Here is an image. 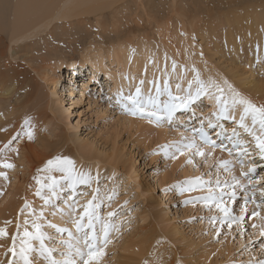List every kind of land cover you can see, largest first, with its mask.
Listing matches in <instances>:
<instances>
[{
    "label": "bare ground",
    "instance_id": "bare-ground-1",
    "mask_svg": "<svg viewBox=\"0 0 264 264\" xmlns=\"http://www.w3.org/2000/svg\"><path fill=\"white\" fill-rule=\"evenodd\" d=\"M128 1H130V0H10V3H9L10 5L8 4L9 0H1L0 1V142L2 140H10L9 138H11V136L17 135L19 133H23V131H26L25 134H23L25 136V137L23 136L25 147H23V148L21 147V148L22 149L26 148L24 150L27 151L26 161L24 162V169L27 170V176L28 177H27V179L22 177V183L25 185H29L31 188L33 186L36 187V185H39V184L41 185L43 182L42 181L43 177L40 176V173L44 169H50V168H46L47 161L61 156V154L52 153L53 151L51 150L50 143L48 142L50 140L46 139V137L44 135H42V132H43L42 128L44 125H46L45 124L46 120L51 118L52 120H50V121L54 120L53 122H55V120H56L55 116L58 115V117H62L63 115H65L67 113V110L65 109L66 105H67L66 103L72 104L71 100H67L66 97L73 95L76 92V90H78L79 86L81 88L82 87L85 88V90H86V88L87 87L90 88L93 83H95V82L98 83V80H99L98 77L100 74H102L105 78L104 82H106L107 90L109 91V93L113 97H115L116 101H118V97L129 96V90L134 85H135L136 89H137V87H140V90H141L140 94L142 95L144 100L147 101L150 96L155 95V94L157 95V87H159V89H160L161 87L165 86V82H167V85L172 84L173 85V87H172L173 92L172 91L171 92H172L174 97L170 96V95L165 96L164 97V103L162 104L161 109H163V106L165 103L171 102V98H177L178 97L179 99L175 100V103H182L183 102V103L187 104V107H182V108L177 109L173 113L171 118L174 117L173 120H175V122L180 123L179 120H181V122H182L183 121L182 119L184 117V122L185 121L188 122L186 124L187 132H182V131H180V128H179V130H178V128H176V130H175L176 132L172 136L176 140H180V141L185 140L187 143V146L189 148L193 149L191 151H188L189 153H192L193 156L197 155L200 159L205 157L208 161H214V159L216 161L221 160V161H219V163L222 165L224 171L226 172V175H228V177L230 179H234V178H235V180L237 179L236 182L238 184H241V181H239V178L237 177V175H240L241 169L243 168V169H247V170L248 169L256 170V168H252V167H254L256 165L257 166L261 165L263 159L261 158V153H260L259 149H257V147H256V139L254 138V136L250 135L247 131H245V129L243 127H239L240 117L243 114L242 106L236 105L235 107H233L232 103H231L233 98H230L228 96V93L230 91H232L234 94L238 93L240 97H243V98L251 101V103L256 105L257 107H264V80L261 78H258V77L256 78L255 76H253L254 75L253 73L249 74V73H246L244 71H239V69L237 72H234L232 74L226 73V75L221 74L222 76H220L219 71L224 72L225 68L223 70L221 68H219V70H217L219 72L218 77H216V75L214 76V78L216 77L215 79H218V80H216L217 81L216 83H218V84H216L213 80H210V79H213V78H211L212 74L214 72L216 73V71L214 70L216 68L213 69V66L215 64L212 60L211 61L214 64L211 66L213 73H212V70L210 69V67L208 66L209 63L207 66L205 65L207 68H209L211 70L212 74H209L210 72H208V74L211 77L209 76V78H208L207 74H206L207 72H206L203 74V77L206 75L205 77H207V79H204L203 77L198 78L199 71H198L197 75L195 74L197 72H195V73H194V71L188 72L187 69H188V67H191L190 64H187V65H189L187 67V69L183 64H181L184 61V59H187V57L183 58V61L181 62L180 60H182V58L180 59L178 56V53L180 51L179 47H178V49L176 48L177 49L176 50L175 48H173V45L170 46L169 42H170V40H171V42L174 41V38L171 36V31L172 32L175 31V33L181 32V34H182L181 36L183 37V39L185 38V35L183 36L184 33H186L187 36L190 37V39H191V36L194 37V35H195V36L201 37L202 39H205L207 41V43L210 44L211 47L215 48V50L217 48V50L221 49L223 52H225V53L227 52L228 56L226 55V58L227 57L234 58V56H237L236 54H238L237 52L239 50H241V52H243V50H244L245 54L247 53L246 54L247 56H244V58L247 57V63L249 65H251L248 67L251 68L252 66H254L253 64H258V66L259 65L263 66L262 63L264 60V0H258L259 3L257 2V0H132L131 5H128ZM8 8H10L9 12L11 13V16H10V18H7V20H6L5 15L8 12L5 13V10L8 11ZM120 12H122L123 18L125 16H127L125 18L127 20L129 19V22L127 21L128 27L126 30V32L129 34V36L127 37V39H125L124 37L123 38L120 37V38H116L115 40L114 39L109 40L108 41L109 46L105 47L104 46L105 45L104 40L106 37L110 38L111 36H109V35H111L112 33L114 35L116 34V36H117V34H119V36H120V32L122 31L121 23H119L120 18H118V15L120 14ZM122 14H120V15L122 16ZM140 16H142L144 18H150V19L151 18H158V19H160L159 21L164 23L162 25V23L159 22V24H161L162 27L159 29L158 33L156 31V34H157L156 39H155V37L154 38H145V39H142L140 41L138 40L137 42L134 41L135 38L130 39V35H132L133 32L139 31L135 26H133L132 23L137 22L136 19L140 18ZM107 17L112 19L111 23H107V21L110 20V19H107ZM129 17H131V18L134 17L135 20H133V18L131 19ZM187 17H188L187 20L189 22L184 24L185 23L184 19ZM91 20H93L92 24H90ZM139 22L142 23L141 21H139ZM154 23H155V21H154ZM156 23H158V20L156 21ZM91 26L94 27V32L96 34H99L98 28H100V30H101L103 27V29L105 28V30H106V31L103 30L104 33H101L102 35L104 34V36H105V37L103 36V38H101L102 36H101V34H99L100 37L95 41L93 39H91L92 41L88 39L89 44H93L94 42L100 43V41L103 40L102 41L103 45H97V46H100L101 48L97 47L96 49H92L91 52L80 53V60L77 63L75 61L69 62L68 60H66V58H67L66 56L68 54L72 55L73 52H75V50L78 49L79 44L77 42L84 41V39L86 37L88 38L90 31L91 32L93 31L91 29L89 30V28H91ZM124 26L126 27V25H124ZM156 30H157V28H156ZM182 32H184V33H182ZM122 33H123V31H122ZM2 34L8 35L7 39H5ZM190 34H193V35H190ZM160 35L164 36L165 38L163 37V39H162V37H160ZM176 36L179 37L180 35L176 34L175 37ZM178 37L176 39H178V40L181 39V37L180 38H178ZM196 38L197 37H195L194 40H196ZM194 40H192V41L194 42ZM189 41L190 40L188 39V42ZM175 42H176V40H175ZM181 42L179 41L180 45H181ZM185 42H187V41H185ZM60 43H63V44L65 43L66 45L65 46L59 45ZM74 43H76V44H74ZM205 46H206V44H205ZM186 47H184V49ZM207 47H208V45H207ZM207 47L206 48L204 47V48L207 49ZM194 48H195V46H194ZM204 48H200V50L204 49ZM184 49H181V50H184ZM208 49H209V47H208ZM197 50L200 51L199 49H197ZM185 51L186 50H184L183 52L182 51H180V52H182V54H183ZM209 52L210 51H207V53H209ZM212 53H213V50H212ZM214 53H217V52H214ZM217 54H214V55H217ZM232 54H234V55H232ZM210 55H211V53H210ZM239 55H241V53ZM190 56L191 55H189V57ZM221 56H223L225 58V56L223 54ZM191 57H192L191 59H193V56H191ZM212 57H210V58L212 59ZM210 58H209V60H210ZM240 58H241V56H240ZM240 58H239V60H240ZM235 60L238 61V59H235ZM198 61H199V59H198ZM203 61H205V60H203ZM106 62H107V64H106ZM191 62H193V61H190V63ZM194 62L197 63V65L199 63V62H196V59ZM185 63H187V62H185ZM193 63H191V64H193ZM228 64H229V62H228ZM230 65H228V66H230ZM246 65L247 64H245V66ZM76 66H79V67L75 68ZM198 67H199V65L197 66V68ZM195 68H196V66H195ZM199 68L201 70L202 67H199ZM231 68H233V67H231ZM64 69H71V70L74 69V73L66 71L65 72L66 76L62 75L61 73ZM192 69L194 70V66ZM252 69H253V67H252ZM79 70H83V71L87 72V75L89 73V76L85 80H82L81 73L79 72ZM204 70H202L200 72L202 73ZM195 71H197V70H195ZM225 72H228V70H226ZM137 74H138V78H136ZM227 74L228 75L231 74V75L228 76ZM199 75H202V74H199ZM197 80H199L200 84H203V85L205 84L204 90L200 93V95L198 97H197V92L200 89V85L197 83ZM141 81H143V83H141ZM207 81L210 82V85H212L211 87H213V86L214 87L213 88H207L206 86H208V84H209L208 83L206 85ZM190 85H191V87H190ZM210 85L208 87H210ZM61 86L63 89L62 92H64V93L60 92ZM215 86L216 87L218 86V87L215 88ZM229 86H231V87H229ZM83 88H82V90H83ZM172 88H171V90H172ZM56 89H58L59 93L56 91ZM220 89H222L223 91L221 92ZM83 95L84 94L82 92L80 97L82 98ZM202 96L205 99L204 100L205 105H201V103H199V104L196 103V102H200V99ZM62 97H64V98H62ZM191 97H196V98L194 100H192ZM217 97H221L222 101H227L228 107H227V111L225 112V116L227 118L221 117L219 115L221 109L224 107V104L218 103ZM125 101L126 100L121 99L120 102L122 103ZM192 104H194V105H192ZM191 108H192V111L190 112V115L188 114V112L185 113V115L183 117H181L180 114H178L179 111L184 112L183 109L189 111ZM197 108H200L201 111L203 110L208 114L207 118L202 119L203 123H205L204 124L205 126L208 127L209 126L208 123H210V122L212 123L213 121L215 122L216 120L217 121L220 120L221 122H223V124H220L219 126H215V128L213 129V132H214L213 134L206 133L203 137L205 143L207 145H209L211 148L201 146L197 141H195L196 137H194L192 135V130L195 129L194 131L197 132L198 131L197 125H198V123H200V120H194V118L193 119L191 118V116H194V114L196 113L195 111H197V113H199L200 110H198ZM147 110L151 111L150 108ZM30 112L33 113L32 117H28V113H30ZM163 114H165L164 116L167 117V113H164V112L158 113V115H162L161 116L162 118L164 117ZM26 121H27V123H25ZM229 121H231V122H229ZM231 123H233L234 125ZM244 123L247 125V127L249 129H251L255 133L256 136L261 135V130H260L258 124L256 125L255 128H253L252 119L250 116L246 117V119L244 120ZM116 124H118V123H116ZM138 124H139V122H138ZM141 124L144 125L143 123H141ZM55 125L57 127V124H55ZM130 125H132V124H130ZM211 126H209L208 128H210ZM122 127H124V126H122ZM126 127L128 128L129 126L127 125ZM140 127H142V126H140ZM140 127L138 128L139 130H140ZM163 127H164V125H162V128ZM207 127H203V128L207 129ZM234 127L236 128V131L234 129H232ZM57 128H60V127H57ZM218 130H219V133H218ZM158 131L163 135V138H164V136L169 135L167 133V131L165 132V130H164V132H163V130H158ZM228 131L230 134H226V132H228ZM29 133H31V138H29ZM160 133H159L160 137H159L158 133H157V136L162 139V136ZM147 134H149V133L147 132ZM231 134H235L236 138H240V145H241V147H239V149L241 148V150H239L236 142H234L232 144L233 145L232 146L233 151H236L238 149L239 151H244L246 154H248L249 157L246 158V160H245L246 162H248V164L242 163L240 165V167H238L236 165L237 162H235L233 160V158H231L230 155L229 156L226 155L227 154L226 148H223V150L219 149V146L221 145L219 142V139H222V140L225 139L224 141L231 140V138H233V135H231ZM229 135H231V137L228 138L227 136H229ZM141 137H142V135H141ZM144 137H145V139L147 138V136H145V135L143 136V138ZM169 138H172V137L170 136ZM76 139L77 138H75V139L73 138V140H75V141H76ZM145 139H144V141H145ZM164 139H166V137ZM70 140H71V138H70ZM73 140H71V141H73ZM163 140H161V141H163ZM77 141H78V143L80 142L79 139H77ZM206 141H210L211 143H208ZM67 142H68V140H67ZM157 142H158V140H157ZM59 143H60V141H59ZM75 143H77V142H75ZM64 144L66 145L65 142H64ZM77 144H74V145H77ZM195 144H197V146ZM57 145H59V144H57ZM81 145L86 147L85 144H81ZM213 148H215V149H213ZM19 151H21V150H19ZM120 151L121 150L119 149V151H118L119 153H117V155L114 156L115 157L114 159L115 160L117 159V162L119 164H122L128 168H132L133 166H132L130 159L128 157L127 158L124 157V159H123V154ZM75 152L76 151H73V154ZM183 152H185V151H183ZM188 152L185 154H188ZM198 152H202L203 155L197 154ZM184 155H181L180 160H179L180 163H182V157H184ZM103 156H105V155H103ZM109 156L110 155H107V157H109ZM111 156H113V154H111ZM76 157H77V155H76ZM194 157H196V156H194ZM72 158H73V156H72ZM190 158L191 157H189V161L186 160L188 163L190 161L192 162V160ZM256 158H258V160L254 161V159H256ZM98 159H100V158H98ZM100 161L101 160H99V162ZM75 163H76V161H75ZM254 163H257V164H254ZM109 164H111V163H109ZM174 167L176 168L175 165H174ZM174 167H172V169L169 168L170 172H171V170H173ZM112 168H114V167H112ZM96 170H97V167H96ZM81 171H83V170H81ZM253 172H255V171H253ZM61 173L63 174V173H65V171H61L60 166H58L56 169L49 171V174L51 176H53V178L59 177V175ZM54 174H56L58 176L55 177ZM171 174H173V173H171ZM247 174L250 175V172H247ZM262 176H264V173L262 174ZM63 177H64V175H63ZM149 177H150V175L146 176L147 181L144 184L143 183L141 184L138 182H136V183L133 182V185L136 188H139L145 192L152 194L156 188H154L155 184H152L151 179H149ZM169 177H171V176H169ZM173 177H174V175H172V178ZM53 178H51V179H53ZM87 178H88V176H87ZM11 179H13V178H11ZM170 179L171 178H169V180ZM37 180H39L40 183H37ZM67 180H69V179H67ZM171 180H174V179H171ZM80 181H81V178H80ZM89 181H91V180H89ZM160 182H162V180ZM163 182H162V184L165 183V182L164 183ZM72 183H73V181H72ZM263 183H264V179L261 180L260 183L257 184V182H256L255 184L261 187L263 185ZM83 184H85V183L83 182ZM10 187H13V186L10 185ZM5 189H8V188H5ZM28 190L29 189H25V191L23 192L24 194L21 195V197L23 199L18 200V202L20 203V205L18 207H15L16 205H12L9 203L10 205L8 204V209L0 210V229H4L5 233H6V235L0 237V255L3 254L5 252V250H7V251H9L8 255L11 256V254L15 251V250H13L14 247L16 250H18L17 246H19L20 242L17 241L16 237L19 238V236H17L14 231H15V228H18L19 220L21 221V219H18V218H20L19 214L22 212L21 211L22 203L23 202L32 203V201H33V200L31 201V200L26 199V197H28L26 195L28 193ZM257 191L260 192V195L264 194V191H261L259 189ZM9 193H7V194H9ZM137 193H138V191H137ZM245 193H247V192L245 191ZM32 194L34 195V192H32ZM32 194L29 195L31 198H32ZM70 196H71V194H70ZM255 196L256 195H254V197H253V195H251L252 199L249 200V202H252L253 205L256 204L255 202L258 200V198H256ZM1 200H2V198H1ZM13 200H14V198H13ZM151 200L154 201L155 199L152 198ZM6 201L8 202V200H6ZM149 201H150V199H149ZM154 203L157 204L156 202H154ZM67 204H69L68 200H67ZM252 204L249 203V205H251L253 207ZM85 205L86 204H83L82 207H84ZM119 205H120V203H119ZM0 206H4L6 208V206L3 205V203H0ZM263 206L264 205H262L261 206L262 208L260 207L261 210L259 209L260 211L258 213H256L255 222L253 221L259 229L264 228V208H263ZM24 207H25V205H24ZM62 208L66 209V205H64ZM85 208H83V210L81 211V215L79 217L80 219L75 221L72 224V228H70L71 229L70 235L73 236V230H76V232H78V234H77V236L79 235L78 238L76 240L75 239L73 240V242L76 244V248L74 247L75 248V254L80 260L83 259L84 264H85V261L88 260V253L85 250V246H87L88 242H87V238H86L87 237V230L85 227H83L84 223L80 224L81 220L84 219V221H85V219H86V223H85L86 226H87V222L90 218L95 223H98V226L96 229L97 234H98V238H99L98 239L99 241L97 243V253L100 252V248L103 246V244H102L103 239L105 238L106 235H108V225L106 224L107 225V231H106V227H105V225L103 226V224L101 223V220L99 218V214H97L95 212L94 207L93 208L90 207L88 209L87 214L83 213V211H85ZM29 210H30V208H29ZM27 211H28V209H27ZM27 211H26V213L28 214L29 211L28 212ZM32 211L35 213L34 210H32ZM32 211L30 213H32ZM38 211H42V210H38ZM38 211L36 212V214L38 213ZM66 211H67V209H66ZM24 213L22 215H24ZM153 213H155V212L153 211ZM36 214H34V215H36ZM30 215L31 214L27 215V217L28 216L30 217ZM159 215H161V214L159 213ZM32 216H33V214H32ZM39 216H42V213H40ZM25 218H26V215H25ZM50 218L54 221H60L59 219H61L57 214H51ZM153 218H155V217L153 216ZM26 219L29 220V218H26ZM37 219L33 218V221H36ZM23 220H24V218H23ZM30 220H31V218H30ZM39 220H40V217H39ZM160 220H162V218ZM41 221L43 222L44 220H40V222ZM42 222H41V224H39V226L42 225ZM64 222H66V221H64ZM165 222L163 221L162 223L165 224ZM77 223L80 224L79 230L77 228ZM148 223H149V221H148ZM171 223L172 222H170V224ZM2 224H4L3 227H2ZM21 224H22V222H21ZM28 224L31 225V224H33V222L32 223L29 222ZM163 224H161V225H163ZM167 224H165V225H167ZM170 224H168V225H170ZM61 225H62L61 223H56L55 228L58 231L62 230ZM154 225H155V223H154ZM21 226L24 227L23 224ZM171 226H173V225H171ZM29 227L33 228L35 226L31 225ZM42 227H43V225H42ZM173 227L171 228L172 230L171 229L169 231L167 230V233H164L165 235L161 234V238L158 237L157 239L155 238V235H153V232L148 230L150 228L143 230V232H142L144 234L143 236H141L142 233H140V232H137L134 234H132V232H131L127 236L125 235L126 237L124 236L125 238L122 239V243H121L122 247H123V249L133 251L136 247L138 248V245H139L137 242V238H141L140 244L142 243L143 245H145L148 252H150L153 255L154 253H152L150 251V249L153 247V245H159V243L163 242L160 247L159 246L157 247L156 251L158 253H161L162 251L169 253L171 258L173 257L174 252L175 253H177L178 251L182 252L183 250L185 251L186 248H188V250L191 251L193 248L197 247L196 243L188 240V238H186L185 236H183L181 234V232H179L180 229L178 230L175 228V226H173ZM44 228H45V225H44ZM159 228H160V225H159ZM20 229L21 228H19V232H20ZM28 230H30V229H28ZM31 230H34L31 233L36 232V230L34 228ZM40 230H41V228H40ZM22 231H23V233L25 232L24 230H22ZM80 231H81V233H82V231H84L83 236H82V239H83L82 241L81 240L79 241V237L81 235V234H79ZM14 233H15L16 237L14 236ZM36 233H38V232H36ZM21 234L22 233H20L19 235H21ZM113 236H114V233L112 230V237ZM13 237H15V241L13 240ZM21 237H22V235H21ZM21 237H20L19 241L21 240ZM23 238H24V235H23ZM83 242H86V245L82 249L81 244ZM69 243H70V241H69ZM178 243H179L180 247L176 248V244H178ZM182 244H183V247H181ZM165 246H166V248H164ZM198 247H200V246H198ZM63 248H65V247H63ZM10 249L12 251H10ZM107 249H110V248H107ZM139 253H141L140 250H139ZM138 254H136V255H138ZM8 255H7V257H8ZM203 255L206 256L205 253ZM139 256L141 257V255H139ZM139 256L137 258H140ZM65 258L66 257H64L63 259L65 260ZM137 258H136V260H137ZM210 258H211V256H210ZM67 259H69V258H67ZM167 259H165L164 261L167 262L166 261ZM214 259L218 260L217 257H214ZM69 260H71V259H69ZM69 260H68V262H69ZM124 260L125 259H123L122 261H124ZM130 260L133 261V259H130ZM215 260L213 262H215ZM49 261L51 264H52V261H54V257L52 255L50 256ZM101 261H103V260H102L101 256L99 255L98 260H93L91 262V264H101ZM162 261H163V259H162ZM139 262H140V260H139ZM213 262L210 261L209 259H204V261H200L196 257V255H193L191 257L190 264H215ZM0 263L6 264V262L4 260H2L1 258H0ZM125 263H126V261H125ZM38 264H42V262L38 261ZM163 264H165V263H163Z\"/></svg>",
    "mask_w": 264,
    "mask_h": 264
},
{
    "label": "rangeland",
    "instance_id": "rangeland-1",
    "mask_svg": "<svg viewBox=\"0 0 264 264\" xmlns=\"http://www.w3.org/2000/svg\"><path fill=\"white\" fill-rule=\"evenodd\" d=\"M257 2L259 3L258 0ZM9 3H10V0L8 4ZM131 3H132V0L128 1V5H131ZM9 10L10 8H8V11L5 10V13L8 12L5 15L6 20L7 18H10L11 16V13L9 12ZM120 14H122V12H120ZM120 14L118 15V18H120L119 23H121L123 33L121 31L120 36L119 34H117V36L116 34L114 35L113 33L111 35L108 34L111 37L105 38L104 40L105 47L109 46V42H108L109 40H112V39L115 40L116 38H120V37L121 38L124 37L125 39H127V37L129 36V34L126 32L129 19L127 20L125 18L127 16L123 18V14L122 16ZM132 18L133 20H135L134 17ZM107 19H110L107 21V23L112 22L111 18L107 17ZM187 19L188 17L184 19L185 20L184 24L189 22ZM138 20L141 21L142 23H140ZM157 20H158V23H156ZM159 20L160 19L158 18L150 19V18H144L140 16V18L136 19L137 22L132 23L133 26H135L139 31L133 32L132 35H130V39L135 38L136 40L134 39V41L136 42L138 40L140 41L145 38L155 37L156 39L157 38L156 31L158 33L159 29L164 24L163 22ZM92 21L93 20H91L90 24L93 23ZM159 22L162 23V25L159 24ZM124 25H126V27ZM90 29L93 30L92 31L93 33L90 31L88 38L86 37L84 41L77 42L79 44L78 45L79 50L78 49L75 50V52H73L72 55L68 54L66 56L67 57L66 60H68L69 62L75 61L77 63L80 60V53L91 52L92 49H96L97 47L101 48L100 46H97V45H103V42H102L103 40L100 41V43L94 42L93 44H89V40L91 39H93L94 41L97 40L100 37L99 34L104 33V31H106L105 28L103 29L102 27L101 30L100 28H98L99 34H96L94 32L93 26H91L89 30ZM176 34L180 36L175 37ZM181 35H182L181 32L175 33V31L173 32L171 31V36L174 38V41L171 42L170 40L169 42L170 46L173 45V48L175 49L176 48L178 49L179 47V50L182 52L184 50L186 51L188 50L187 52L186 51L184 52L185 54L184 53L182 54V52L178 50L179 51L178 56L180 59L182 58V60H180L181 62L183 61V58L187 57V59H184V61L181 64H183L186 67V69L189 66L187 64H190L191 67H188L187 69L188 72L194 71V73L197 72L195 73L197 75L199 71V74H202V75L198 74V78L203 77V74L206 72H207L206 73L207 77L209 78L210 76L209 74L213 73L211 66L215 64L213 66V69L216 68L214 69L216 73L214 72L215 74L213 73L212 77L210 76L211 78H213L210 80H213L215 83L217 82L216 80H218L215 78L218 77L219 72H220L219 75L222 76V75H226V73L232 74L234 72H237L238 69L239 71H244L249 74L253 73L254 75L253 74L252 75L255 76L256 78L258 77L264 80V77H263L264 76V60L262 63L263 66L261 65L258 66V64H253L254 66H252L253 67L252 69V67L251 68L248 67L251 65L247 63V57L244 58V56H247L246 55L247 53L245 54L244 50L243 52L239 50L237 52L238 54H236L237 56H234V58H231V57L226 58V55L228 56L227 52L226 54L221 49L217 50V48L215 50V48L211 47L210 44L207 43L205 39H202L201 37H198L195 35L194 37L191 36V39H190V37L187 36L186 33L183 34V36L185 35L186 39L185 38L183 39ZM190 35H193V34H190ZM3 36L5 39H7L8 35L4 34ZM101 36H102L101 38H103L104 34L103 35L101 34ZM160 37H162L163 39L164 36L160 35ZM177 37L178 38L181 37L182 40L176 39ZM195 37H197L196 40H194ZM188 39L190 40L189 42H188ZM175 40L177 43L175 42ZM192 40H194V42ZM179 41L180 42L182 41L181 45ZM204 43L206 44V46ZM59 45L65 46L66 44L60 43ZM194 46L196 49L194 48ZM203 46L205 48L207 47L208 50L205 49ZM184 47L186 48L184 49ZM200 48H204V49L200 50ZM181 49H184V50H181ZM197 49H199L200 51H198ZM212 50H213V53H212ZM207 51H210V52L207 53ZM214 52H217L218 54ZM239 52L241 53V55H239L240 54ZM214 54H217V55H214ZM222 54L225 56L226 59L223 56H221ZM189 55L193 56V59H191L192 57L191 56L189 57ZM210 57H212V59ZM195 59H196V62H199L198 63L199 67H202L201 70L199 67H198L199 69L197 68L198 65L197 63L194 62ZM235 59H238V61ZM211 60L214 62V64ZM190 61H193L194 63L193 62L191 63H193L194 65L191 64ZM245 64L247 65L245 66ZM205 65L206 66L208 65L210 67V69L212 70V73H211V70L207 68ZM193 66H194V70L192 69ZM195 66L197 69L195 68ZM78 67L79 66H76L75 68H78ZM219 68H221L222 70L224 68L225 69L227 68L226 70H228V72H225L226 71L225 69H224L225 73L223 71L218 72L217 70H219ZM74 69L72 70L64 69L61 74L65 75L66 71L74 73ZM202 70H204L205 72L203 71L201 73L200 71ZM79 72L81 73L82 80H85L89 76V73L87 75V72L83 70H79ZM208 72L210 73L208 74ZM215 75L216 77L214 78ZM205 76L203 78L207 79V77ZM98 78H99L98 83L96 82L93 83L90 88L87 87L85 90V88L82 87L83 88L82 90V88L79 86L78 90H76V92L73 95L66 97V99L71 100V103H72V104L66 103L67 105L65 109L67 110V113L63 115L62 117H58V115L55 116L56 118L55 122H53L54 120L50 121L52 120L51 118L47 120L45 119L46 125H44L42 128V131H43L42 135H44L46 139L50 140V141L48 140L47 141L50 143V146H51L50 148L53 151L52 153L61 154V156L59 157L68 158L69 160L73 162L71 166L73 167L71 177L65 171V173L63 174L61 173L59 177L53 178V176L49 174V171L56 169L58 167V166H53L50 169H44L40 173V176L43 177L42 184L41 185L39 184L40 186L36 185V187L33 186L31 188L29 185H25L22 183V177L26 179L28 177L27 170L24 169V162L26 161L27 151L24 150L26 148L22 149L23 147H25V144H24L25 136L23 134H25L26 131H23V133H19L17 135L11 136V138H9L10 140H2L0 142L1 144L0 145L1 146L0 147V164L10 163L13 165L12 168L0 167V173H4L5 176L7 177L5 179V176H0V179H1L0 180V197L2 198V200L0 198V201H1L0 203H3V205L6 206V208L4 206H0V210L8 209L9 203L12 205H16L15 207H18L20 205L18 200L23 199L21 195L24 194L23 192L25 191V189H29L28 193L26 194L29 198L26 197V199L31 200V201L33 200L32 203H28V202L22 203V209H21L22 212L19 214L20 218H18V219H21V221L19 220V223H18L19 225L17 224L18 228H15V231H14L16 235L19 236V238L16 237L14 233V236L16 237L17 241L20 242L19 246H17L18 250H16L14 247L13 250L15 251L11 254V256L8 255L9 251L5 250V252L0 255V258L4 260L6 264H25V260L21 254V248L25 246V242L27 241L26 242L27 248H29L30 251H26L25 254L27 255L29 264H38V261H41L42 264L44 262H45L44 264H51L49 261V258L51 255L54 257V261L56 260L57 264H65V262L68 261L69 259H71L69 260L70 264L72 263L73 264L75 263L84 264L83 259L80 260L75 254L76 244L73 242V240L74 239L76 240L78 238L79 236V235L77 236L78 232H76V230H73V236H72L70 235V231H71L70 228H72V224L75 221L80 219L79 217L81 215V211L87 205L88 209L90 207L92 208L94 207L95 212L99 214L101 223L103 224V226L105 225L106 231H107V225H108V235H106L105 238L103 239V242H102L103 246L100 248V252H99V253H102L100 256L102 260L104 261V262L101 261V264H105V263L106 264H124L125 261H126L125 264H138V263L139 264H152V263L153 264H161V263L162 264L163 263L165 264H190L191 257L193 255H196V257L200 261H204V259H209L210 261L213 262L215 260L214 257H217L218 260H215V262H213L215 264H264V235H262V232H264V228L259 229L254 223L256 213H258L262 208L261 206L264 205V194L260 195V192L257 191L258 189L261 191H264V183L261 187L255 184L256 182L257 184L260 183L261 180L264 179V176H262V174L264 173V165L261 164L259 166L256 165L252 167V168H256V170H254L255 172L250 173V175L247 174L249 170L242 168L240 175H237V177L239 178V181H241V184H238L236 182L237 179L236 180L235 178L230 179L228 175H226V172L224 171L222 165L219 163V161L221 160L216 161L214 159V161H208L205 157L200 159L197 155H194L197 157L196 158L193 156L192 153L188 152L193 149L187 146V143L185 140L184 141L176 140L172 136L176 132L175 131L176 128H178V130L180 128V131L182 132H187L186 124L188 122L187 121L184 122L183 116L187 112L190 115L192 108L189 111L183 109L184 112L183 111L178 112V114H180V116L183 117L182 122L181 120H179L181 124L179 122H175V120H173L174 117L171 118V120H169L166 116H164L165 114H163L164 117L163 118L161 117V119L158 122H156L155 117L141 118L139 114L137 116H133L129 112L125 111L124 107H122V105H127L128 101L126 100L125 102L118 103V101L115 100V97H113L107 90L106 82H104L105 80L104 76L100 74ZM136 78H138V74L136 75ZM207 84L209 86L210 82L207 81L206 85ZM62 86L60 88V92H62L63 90ZM208 86L206 87L207 88L214 87V86L211 87L212 85H210V87ZM172 87H173L172 84L171 85L168 84L167 92H166L165 86H163L160 88L159 96L155 94V95H152L151 97L155 98L157 102L161 104L160 106L162 107V104L164 103V97L169 96V94L170 96H173ZM217 87L215 86V88ZM56 91L58 92V89H56ZM82 92L84 95L81 98L80 95ZM135 93H136V88L134 85L129 90V95L130 94L134 95ZM228 96L230 98H233L234 93L230 91L228 93ZM204 100L205 99L202 96L200 99V102H196V103L198 104L201 103V105H205ZM197 109L200 110L199 113L200 112L201 113L199 114L197 113V111H195L196 113L194 114V116H191L192 119L194 118V120L202 121L203 118L208 117V114L205 111L203 110L201 111L200 108H197ZM32 114L33 113L31 112L28 113V117H32ZM138 122L140 125L138 124ZM141 123H143L144 125H142ZM55 124H57V127H60V128H57ZM127 125L129 126L128 128L126 127ZM162 125H164L163 128H162ZM139 127H140V130L138 129ZM232 129L236 131L235 127ZM158 130H163V132L165 130V132L167 131L169 135L167 134L168 136H164V138L166 137V139H164L163 135ZM147 132L149 134H147ZM157 133L158 135L159 133L161 134L162 139L159 138L160 135L159 137L157 136ZM140 134L142 135V137ZM144 135L147 136L146 139L145 137L143 138ZM170 136L172 138H169ZM70 138L71 140H73V138L74 139L77 138L80 140V142L78 143L77 139L76 141L75 140L71 141ZM64 142L66 143V145L64 144ZM75 142H77L78 144ZM56 143L59 145H57ZM80 143L85 144L86 147L82 146ZM74 144H77L78 146ZM195 145L197 146V144ZM73 148L74 149L76 148V149L74 150ZM119 149L121 150L120 152L123 154V159L124 157L126 158L128 157L130 159L132 166H133L132 168H128L122 164H119L117 162V159L116 160L114 159L115 158L114 156H116L117 153H119L118 152ZM73 151H76V152L73 154ZM187 152L188 154H185ZM106 154L110 156L107 157ZM111 154H113V156H111ZM181 155H184V157H182V163L179 162ZM189 157H191L190 159L192 160V162L190 161L188 163L186 160L189 161ZM248 157L249 156H247L246 158ZM99 160H101L102 162L101 161L99 162ZM257 160L258 158L254 159V161H257ZM241 164H242L241 162L236 163L238 167H240ZM254 164H257V163H254ZM174 165L176 166V168L174 167ZM96 167L98 171L96 170ZM112 167H114L115 169ZM172 167L174 168L170 172L169 168L172 169ZM148 175H150L149 179H151L152 184H155L154 188L156 189L153 192L154 194L145 192L139 188H136L133 185V182L144 184L147 181L148 177L146 178V176ZM168 175L171 177H169ZM172 175H174L173 178H172ZM54 176L56 177L58 175L54 174ZM50 177L53 179H51ZM79 177L81 178V180L84 179L83 181H85L84 182L85 184H83V182L80 181ZM169 178L174 179V180L170 179L171 180L170 181ZM160 179L162 180V182L165 180L164 181L165 183L163 182L164 184H162V182H160L161 181ZM10 185L13 187H10ZM5 188H8V189H5ZM37 190L40 191V195H37ZM245 191L247 193H245ZM32 192H34V195L32 194ZM30 194H32V198L29 196ZM70 194L72 197L70 196ZM251 195H253V197L254 195H256L255 197L258 198V200L255 202L256 204L254 205L252 204V202H249V200L252 199ZM152 198H154L155 200L154 201L151 200ZM6 200H8V202ZM67 200L69 201V204H67ZM154 202H156L157 204H155ZM26 203L28 205L27 208L24 207ZM217 203L221 204L220 207L226 208L228 210L227 216L224 215V212L220 211V209L217 207ZM249 203L252 204L253 207L249 205ZM83 204H86V205L82 207ZM64 205H66L67 211L66 209L62 208ZM27 209L29 211L28 214L26 213ZM32 210H34L35 213ZM38 210H42V211H38ZM31 211L32 213H30ZM37 211L39 214L38 213L36 214ZM153 211L155 213H153ZM23 213L24 215H22ZM40 213H42V216H39ZM83 213H85V211H83ZM110 213L112 215H109ZM159 213L161 215H159ZM29 214H31L30 217L29 216L27 217V215ZM51 214H57L61 218L59 219L60 221L52 220L50 218ZM25 215H26V218H29V220L25 218ZM153 216L155 218H153ZM32 217L35 219L38 218L36 220L37 222L33 221ZM39 217H40V220H44L43 222L41 221L43 227L42 225H40L41 227L39 226V224H41ZM161 218L162 220H160ZM89 220H91V218ZM163 221L164 222L166 221L165 224H167L168 222H169L168 224H170V222H172L173 224L172 223L170 225L167 224L168 225L167 226L162 223ZM21 222L24 227L21 226L22 225ZM29 222L31 223L33 222V224L31 225L32 226L34 225L36 227V228L35 227L33 228L38 233L36 232L31 233L34 230H31L33 228L29 227L31 226L30 224H28ZM56 223L62 224L61 225L62 230L58 231L55 228ZM82 223H84L83 227L86 228V224H85L86 219L85 221L84 219H82L80 224ZM44 225H45V228H44ZM159 225H160V228H159ZM171 225L175 226V228L178 230L180 229L179 232H181L183 236L188 238V240L196 243L197 247L193 248L191 251H189L188 248H186L185 251L184 250L182 252L178 251L177 253L174 252V255L172 258L170 257L169 253H166L164 251H162L161 253H158L156 251L157 247L158 246L160 247L163 242L159 243V245H153V247L150 249V251L154 253L153 255L150 252H148L145 245H143L142 243L140 244L141 238H137V242L139 245H138V248L136 247L133 251L123 249L122 247V244H121L122 239L125 238L131 232L132 234L137 233V232L142 233L143 230L150 228L148 230L152 231L153 235H155V238L157 239L158 237L161 238V234L165 235L164 233H167V230L169 231L173 227ZM3 226L4 224H2V227ZM19 228H21L20 232H19ZM28 229H30L31 231ZM22 230L28 233L30 232L29 234L32 238L25 237V236L23 238V235L25 232L23 233ZM112 230L114 233L113 237H112ZM83 232L84 231H82L81 233L80 231L79 233L81 234L79 237V241L80 240L82 241ZM20 233H22L21 234L22 237L21 235H19ZM143 235L144 234L142 233L141 236ZM20 237L22 241L21 240L19 241ZM198 246H200L201 248ZM81 247L83 249L82 244H81ZM178 247H180L179 243L176 244V248ZM181 247H183V244ZM107 248H110V249H107ZM164 248H166V246ZM139 250L141 253H139ZM202 253L203 254L205 253L206 256L203 255ZM139 255H141V257ZM138 256L140 258H137ZM64 257H66L65 260L67 258L69 259L65 261L63 259ZM123 259L125 260L122 261ZM130 259H133V261ZM165 259H167L166 260L167 262L164 261Z\"/></svg>",
    "mask_w": 264,
    "mask_h": 264
},
{
    "label": "snow or ice",
    "instance_id": "snow-or-ice-1",
    "mask_svg": "<svg viewBox=\"0 0 264 264\" xmlns=\"http://www.w3.org/2000/svg\"><path fill=\"white\" fill-rule=\"evenodd\" d=\"M143 83V81H141ZM197 83L200 85V89L197 92V97L200 95V93L204 90V85L200 84L199 80H197ZM191 87V85H190ZM231 87V86H229ZM165 91L167 92V82H165ZM222 92L223 90L220 89ZM141 90L139 87L136 89V93L134 95H129L127 97H118V103L121 101V99L127 100L128 104L127 105H122L124 107L125 111L129 112L133 116H137L138 114L141 116V118H156V122H158L161 119V115H158V113H167V118L171 120V117L173 113L182 107H187L186 103H175V100L179 99L177 98H171V102L165 103L163 106V109H161L160 104L157 102L155 98H152L151 96L147 101L144 100V98L140 94ZM160 94V89L157 87V96ZM170 95V94H169ZM196 97H191L192 100H194ZM218 103H223L224 107L221 109L219 115L221 117L227 118L225 116V112L227 111V101H222L221 97H217ZM232 106L235 107L236 105H240L243 108V114L240 117V127H243L245 131H247L250 135H253L254 138L256 139V147L259 149L261 153V158L264 159V107H257L256 105L252 104L251 101L240 97L238 93H235L232 99ZM130 105V107H129ZM151 109V111H148L147 109ZM250 116L252 119V125L253 128L256 127V125H259V128L261 130V135L256 136L255 133L247 127V125L244 123V120L246 117ZM27 123V121L25 122ZM211 126V125H210ZM29 138H31V133H29ZM208 143H211L210 141H206ZM197 154L203 155L202 152H198ZM72 164L73 162L69 160L68 158H61V157H56L53 158L52 160L47 161L46 163V168H51L53 166H60L61 171H66L68 175L71 177L72 175ZM0 167L3 168H12L13 165L10 163H2L0 164ZM0 176H5L4 173H0ZM7 177L5 176V179ZM81 182H85L81 180ZM37 183H40L39 180H37ZM37 195H40V191L37 190ZM28 205L25 204V208H27ZM217 207L220 209V211L224 212V214L227 216L228 215V210L226 208L220 207V204L217 203ZM88 213V208L86 206L85 208V214ZM109 215H112L111 213ZM83 218V217H82ZM223 222V221H222ZM80 224L77 223V228L79 230ZM6 235L4 229H0V237ZM262 235H264V232H262ZM25 237L32 238L28 232L24 233ZM39 238V237H37ZM13 240L15 241V237H13ZM10 251H12L10 249ZM26 251H30L29 248H27V244L25 242V246L21 248V254L25 260V264H29L27 255L25 254ZM15 254V253H14ZM102 253H97L94 252L91 246H89V253H88V260L85 261V264H91L93 260H98L99 255ZM52 264H57L56 261H52ZM65 264H70V262L66 261Z\"/></svg>",
    "mask_w": 264,
    "mask_h": 264
}]
</instances>
